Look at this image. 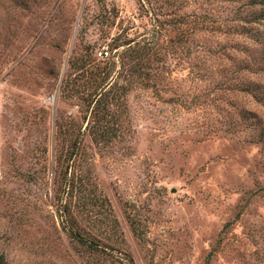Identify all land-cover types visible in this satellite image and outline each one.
I'll use <instances>...</instances> for the list:
<instances>
[{
  "label": "rangeland",
  "instance_id": "374dc122",
  "mask_svg": "<svg viewBox=\"0 0 264 264\" xmlns=\"http://www.w3.org/2000/svg\"><path fill=\"white\" fill-rule=\"evenodd\" d=\"M251 3L172 0L169 21L209 29L166 39L153 90L119 75L110 46L150 35L137 0H0V264H264V8ZM88 57L120 88L100 142L59 91Z\"/></svg>",
  "mask_w": 264,
  "mask_h": 264
},
{
  "label": "trees",
  "instance_id": "16d2710c",
  "mask_svg": "<svg viewBox=\"0 0 264 264\" xmlns=\"http://www.w3.org/2000/svg\"><path fill=\"white\" fill-rule=\"evenodd\" d=\"M140 10L147 17L151 28L150 35L143 37L139 41L136 39H124L122 41L114 39L111 47H123V51L119 55L120 73L129 72L132 77L131 83L134 87L142 86V88L155 89L156 86H163L167 81L163 77V67L165 56V42L170 39V35H176V38L184 44L189 41L193 34L194 27L199 26L200 30L209 29V25L197 22H184L175 16L173 21H169V14H165L167 10L177 11L172 0H137ZM252 6L260 4L264 8V0H250ZM175 3V1H174ZM170 6V7H168ZM161 12V13H160ZM166 16V17H165ZM168 16V17H167ZM264 18V16L262 17ZM196 25V26H195ZM194 28V29H193ZM148 33V34H149ZM194 52L193 48L185 47L183 54L185 57ZM108 53V52H107ZM111 66L108 62L105 66L100 67L94 60L88 57L74 66L77 73L73 78L68 74L66 79L63 78L60 84V93L73 98L78 107L85 109L89 114L87 127L90 125V135L96 142H100L108 138L113 128H105L102 120L107 116V108L118 96L120 88L118 86V77L107 82L108 74ZM96 72L95 80L91 81V75ZM100 74L103 75L102 78ZM98 79V80H97ZM164 85V86H165ZM71 95V96H70ZM86 114L85 117L86 118ZM107 114V115H106ZM77 143V141H75ZM76 146V145H75ZM73 148V147H72ZM74 150V148L72 149ZM74 152L70 153L69 160H72ZM70 185V183H68Z\"/></svg>",
  "mask_w": 264,
  "mask_h": 264
},
{
  "label": "built area",
  "instance_id": "2783aa9c",
  "mask_svg": "<svg viewBox=\"0 0 264 264\" xmlns=\"http://www.w3.org/2000/svg\"><path fill=\"white\" fill-rule=\"evenodd\" d=\"M98 56H99V58H105V57L108 56V53H107V52H100V53L98 54Z\"/></svg>",
  "mask_w": 264,
  "mask_h": 264
}]
</instances>
